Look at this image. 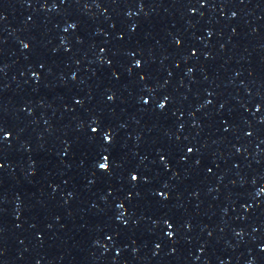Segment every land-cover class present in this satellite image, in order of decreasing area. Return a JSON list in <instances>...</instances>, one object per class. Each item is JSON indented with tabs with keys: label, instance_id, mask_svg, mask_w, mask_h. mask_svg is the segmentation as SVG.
<instances>
[{
	"label": "snow or ice",
	"instance_id": "snow-or-ice-1",
	"mask_svg": "<svg viewBox=\"0 0 264 264\" xmlns=\"http://www.w3.org/2000/svg\"><path fill=\"white\" fill-rule=\"evenodd\" d=\"M93 131H95V129H93ZM105 139H107V137H105ZM105 159H107V158H105ZM101 167H106V164H102Z\"/></svg>",
	"mask_w": 264,
	"mask_h": 264
}]
</instances>
